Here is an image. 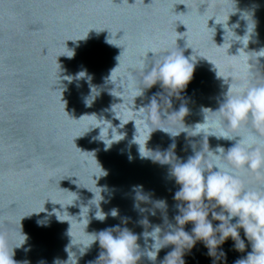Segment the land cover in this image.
Returning <instances> with one entry per match:
<instances>
[{
	"label": "water",
	"instance_id": "1",
	"mask_svg": "<svg viewBox=\"0 0 264 264\" xmlns=\"http://www.w3.org/2000/svg\"><path fill=\"white\" fill-rule=\"evenodd\" d=\"M177 49L194 71L169 104L159 83L144 88L141 65ZM262 49L264 0H0V234L15 264H95L93 234L113 226L137 235L136 264H161L172 245L147 253L182 204L172 165L239 139L194 126L215 119L207 109L236 91L245 59L264 83ZM153 98L161 119L141 108ZM182 106L186 128L172 114ZM221 247L225 264L251 251L247 240L243 252L230 238ZM207 251L197 241L182 258L212 264Z\"/></svg>",
	"mask_w": 264,
	"mask_h": 264
},
{
	"label": "clouds",
	"instance_id": "2",
	"mask_svg": "<svg viewBox=\"0 0 264 264\" xmlns=\"http://www.w3.org/2000/svg\"><path fill=\"white\" fill-rule=\"evenodd\" d=\"M106 42L111 44L109 40ZM262 50L255 53H261ZM150 53L154 55L153 52ZM166 53L147 72L141 65V83L145 85L144 88L159 83L167 93L164 97L170 104L169 97H178L191 80L194 61L191 56L185 57L178 49ZM249 61L250 59L244 61L245 75L236 91L233 93L228 87L219 107L216 110L207 109L214 114L215 119L209 122L204 117L202 123L194 126L196 134L203 133L206 138L213 136L229 141L236 137L239 139L227 150L217 146L213 151L208 146L206 153L201 149L186 162L172 165L171 175L180 186L173 198L182 204L176 205L179 214L174 217L175 226L169 224L170 230L162 236L158 226L150 233L153 244L152 250L147 253L149 259L155 260L162 248L172 245V250L165 255L161 264H185L183 255L200 241L207 248L206 255L212 264H225L226 253L221 246L230 238L236 251H244L245 240L251 247V251L245 257L234 261V264H264V83L256 82ZM80 74L84 75H78ZM141 95L142 92L133 97V104L134 99ZM154 95L160 96V93ZM150 105L156 106L161 119L160 104L155 98L148 106L141 108H148ZM186 113L187 109L182 106L172 114H182V122ZM242 130L247 131V134L241 135ZM248 174H251L255 183L248 178ZM156 207H166V203L158 201ZM111 214L115 216V210ZM100 219L103 220L104 216ZM213 221L219 223L214 226ZM189 222L192 228L190 232H186L183 226ZM37 223L40 226V222ZM241 229L244 239L240 235ZM114 232L117 234L113 235ZM96 241L103 249L97 261H103V264H136L140 258L137 252V235L126 228L113 226L104 229L93 234L92 243ZM0 264H15L2 234Z\"/></svg>",
	"mask_w": 264,
	"mask_h": 264
}]
</instances>
